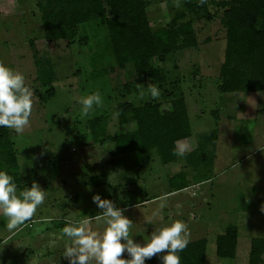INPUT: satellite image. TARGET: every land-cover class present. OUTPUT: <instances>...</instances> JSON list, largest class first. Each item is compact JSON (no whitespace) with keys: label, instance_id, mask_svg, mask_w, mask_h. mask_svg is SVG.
<instances>
[{"label":"rangeland","instance_id":"obj_1","mask_svg":"<svg viewBox=\"0 0 264 264\" xmlns=\"http://www.w3.org/2000/svg\"><path fill=\"white\" fill-rule=\"evenodd\" d=\"M147 2L155 30L185 10L199 44L180 48L165 60L154 58L158 79L142 81L131 64L118 66L105 17L81 23L72 37H53L43 20L48 0H0V63L21 73L32 93L29 124L19 135L12 129V139L25 181L37 182L46 193L34 216L12 232L0 215V264H69L63 256L71 243L62 232L65 224L88 220L89 229L98 234L105 228L102 220L93 219L101 211L92 201L97 193L124 210L132 221L129 238L134 242L143 244L155 229L181 221L189 242L207 238L206 264H250L251 239L264 236V113L251 110L264 103L255 93H243L242 104L229 106L236 117L229 113L224 118L235 123V136L222 132L216 156L210 148L198 150L195 135L217 126L215 109L232 94L218 89L226 48L221 8L207 0L210 18L187 9L185 0ZM45 69L54 71L46 83ZM149 84L158 87V98L150 96ZM97 92L102 104L84 115L80 98ZM177 96L187 102L194 133L180 141L184 155L177 160L165 163L153 149L148 161L134 165L120 159L109 138L93 139L89 120L96 116H106L110 135L133 127L121 125L120 114L113 119L119 103L156 102L163 108ZM179 171L191 183L181 193L169 185L170 176ZM100 173L106 174L107 183L92 186L89 178ZM230 223L239 228L237 252L234 258H222L216 253V236ZM122 258H128L126 252ZM259 264H264V255Z\"/></svg>","mask_w":264,"mask_h":264},{"label":"trees","instance_id":"obj_2","mask_svg":"<svg viewBox=\"0 0 264 264\" xmlns=\"http://www.w3.org/2000/svg\"><path fill=\"white\" fill-rule=\"evenodd\" d=\"M222 11L221 22L225 29V57L220 69L221 92L264 91V0H211ZM44 9L45 27L53 37H72L81 23L106 18L109 27V44L121 68L131 64L139 80L158 79L159 70L153 59L165 60L180 48L199 44L194 24L186 19L187 12L179 11L171 24L153 29L149 20L147 0H48ZM187 9L196 14L203 11L210 17L207 0L203 4L185 0ZM113 15L108 16L109 12ZM211 18V17H210ZM46 83L52 80L53 69H45ZM119 123L133 127L116 135L107 134L106 116L89 120L95 141L109 138L120 159L134 165L148 161L153 149L163 162L178 159V142L193 136L189 110L183 96H177L166 106L147 103L135 106L130 101L119 103ZM197 149H215V131L196 134ZM194 153V152H193ZM184 155V154H183ZM0 170H6L17 188L31 187L20 172V165L12 139V129L0 127ZM94 187L107 183L105 173L93 175L88 181ZM172 190L189 186L187 173L180 171L169 178ZM239 228L230 223L216 236V253L222 258H234L237 252ZM207 238L190 241L181 256V264H206ZM161 254L146 260V264H162ZM264 255V236L251 239L250 264H259Z\"/></svg>","mask_w":264,"mask_h":264},{"label":"clouds","instance_id":"obj_3","mask_svg":"<svg viewBox=\"0 0 264 264\" xmlns=\"http://www.w3.org/2000/svg\"><path fill=\"white\" fill-rule=\"evenodd\" d=\"M199 2L203 4L205 0ZM147 90L152 98L160 95L155 85H147ZM31 97L23 75L0 63V127L22 134L30 121ZM79 103L82 113L87 115L94 105L102 104V98L98 92L92 93L80 98ZM118 116L119 113H115L113 119H118ZM178 154L182 156L184 153L180 151ZM45 197L44 189L37 182L33 181L31 187L18 191L13 177L6 170H0V215L7 218L8 231L12 232L30 220L43 205ZM92 201L101 210L93 219L102 220L105 228L102 234H98L89 229L88 220H69L62 229L71 241L66 243L63 252L69 264H89L91 260L96 264H146V260L157 254H161L162 264H181L180 253L189 243L185 223L175 221L159 227L141 244L129 238L132 221L124 215L123 209L110 199H102L99 193L93 195ZM261 211H264V206ZM125 252L128 258H122Z\"/></svg>","mask_w":264,"mask_h":264},{"label":"crops","instance_id":"obj_4","mask_svg":"<svg viewBox=\"0 0 264 264\" xmlns=\"http://www.w3.org/2000/svg\"><path fill=\"white\" fill-rule=\"evenodd\" d=\"M261 92V91H260ZM224 93H232V94H230V95H227V96H225L224 97V100H222V105H221V107L219 108H216L215 110H219V115L217 116V117H215V120H216V122H217V126L215 127V128H212V129H210V130H213V131H215L216 132V134H217V139H216V145H215V148L216 149H214V150H211V152H213V154H215V156H216V152H217V149H218V144H219V138H220V136H222V132H224V133H228V134H230V135H233V136H235V133L233 132L234 131V128L236 127V125H235V123H232L231 121V119H228V120H224V118H225V115L227 116L229 113V115H232V116H234V117H236V115H233L231 112L234 110V109H230L229 108V106H235L236 104H242V99L240 98V96L241 95H246V94H243V93H246V92H241L240 94H237L236 92H224ZM236 93V94H235ZM251 93H255V94H252V96H257V98L259 99V100H261L260 101V104L261 105H263V103H264V100H263V96L264 95H256L258 92H251ZM236 95H238L239 97H236V98H240V99H238V101H236V99L234 98V96H236ZM248 95H251V94H248ZM259 100H257V101H259ZM223 102H225L224 103V105H223ZM249 102H254V101H249ZM187 103V102H186ZM247 103V102H246ZM226 104V105H225ZM188 106V105H187ZM259 107H257V108H255V109H253V110H251L252 112H255L257 115L259 114H262V113H264V106H262V107H260L259 109H258ZM230 109V110H229ZM257 111V112H256ZM214 117V116H213ZM258 118V117H257ZM223 121V122H222ZM221 122L223 123V124H221ZM209 131V130H208ZM194 134V133H193ZM201 134V133H200ZM260 135H261V137H264V133L263 132H261L260 133ZM259 135V136H260ZM181 141H185V140H181ZM179 143H180V141L178 142V146H179V148H180V145H179ZM181 144V143H180ZM180 172V171H179ZM189 182V181H188ZM191 186V183L189 182V186H187V187H185V188H183V189H180V190H173V191H177V192H179V193H181L182 191H184V190H186L188 187H190Z\"/></svg>","mask_w":264,"mask_h":264}]
</instances>
